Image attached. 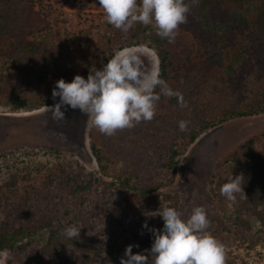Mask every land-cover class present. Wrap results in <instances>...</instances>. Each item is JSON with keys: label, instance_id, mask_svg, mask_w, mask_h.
Instances as JSON below:
<instances>
[{"label": "trees", "instance_id": "1", "mask_svg": "<svg viewBox=\"0 0 264 264\" xmlns=\"http://www.w3.org/2000/svg\"><path fill=\"white\" fill-rule=\"evenodd\" d=\"M215 3L225 16L246 18L242 30H233L237 38L231 42L212 34L209 43L199 38L182 46L177 38L169 43L151 26L136 24L133 44L140 45V36L150 42L161 78L182 93L187 107L176 97L161 95L151 122L117 131L111 142L93 129L96 142L91 149L110 181L84 168L42 165L36 174L19 160L12 161L10 154L0 155V252L9 254L7 264H107L109 259L120 264L126 247L136 244L128 235L140 225L141 205H150L151 195L173 182L185 150L219 124L264 114V64L246 72L245 95L225 88L214 75L218 61H246L253 48L262 46L255 52L264 60V0ZM34 4L35 0H0V108L20 111L54 105L59 100L52 99L56 82H71L77 74L87 79L90 69L108 62L119 40L109 38L105 47L88 40L76 53L48 39L39 41L32 35L51 30L43 9L36 12ZM126 47L130 46L120 49ZM181 120L190 121L187 131L179 130ZM130 133L137 146L125 153L116 141ZM262 138L246 140L223 160L224 175L226 169L229 176L244 175V192L237 193L235 201L217 194L220 212L213 220L251 246L264 242V134ZM151 156L156 160L153 167L144 161ZM219 182L220 191L226 182ZM73 225L81 227L80 236L69 239L62 233Z\"/></svg>", "mask_w": 264, "mask_h": 264}, {"label": "rangeland", "instance_id": "2", "mask_svg": "<svg viewBox=\"0 0 264 264\" xmlns=\"http://www.w3.org/2000/svg\"><path fill=\"white\" fill-rule=\"evenodd\" d=\"M213 2L216 4L215 0H200L199 5L192 9L188 22L180 26L177 37L179 45L186 46L190 41L194 42V39L199 38L209 43L214 39L212 34L230 42L237 38L233 30H242L244 17L225 16ZM40 8L43 9L42 14L49 23L51 33L39 31L32 35L39 41L48 39L54 41L60 48L63 46L65 51L76 53L88 40H92L95 46L105 47L104 44L109 38L116 37L119 40L115 43L114 52L123 44H128L141 55L146 68H155L159 71V59L150 42L140 36V45L133 44L136 25L127 33L115 29L105 21L99 0H35L34 10L38 12ZM34 24L35 21L31 26ZM257 48L263 50L262 46ZM260 50L253 48L252 53L250 52L251 58L246 61L236 62L228 59L224 62L218 61L214 75L220 83L226 84L225 88L228 86L230 91L237 90L244 94L247 85L244 79L246 72L261 69L264 64V60L257 56L259 53L255 52ZM5 67L6 65L3 68ZM13 72L14 70L11 73ZM31 94L34 92L28 95ZM65 116V121L57 122L53 120L51 112L47 111L46 107L36 106L20 111L10 106L1 107L0 155L10 154L12 161L17 159L20 165L34 170L42 165L50 168H84L87 174L110 181L111 179L102 175L93 155L91 145L96 142L92 137L94 128L88 126L87 117L78 109L73 110L70 107ZM132 134L126 136L124 140L116 141L125 153L134 151L137 146L132 141L134 140ZM263 134L264 114L233 119L202 134L180 157L173 182H168L164 188L151 195L150 205L145 203L141 205L140 225L133 228L128 235L129 238L144 250L151 248L154 237L143 228V224L147 220V223L153 224H148L149 228L162 230L164 221L161 217L149 219L142 213L146 210L159 209L162 202L180 209L185 217L191 214L192 208L202 205L207 209L211 222L209 231L213 235L216 234L215 237L223 241L227 247L228 261L235 264H264V242L251 246L249 242L235 239L234 233L222 229L223 225L220 223L213 222L220 212L221 195L217 196L220 194L217 184L221 183L219 181L227 182L230 177L227 174L228 169L224 171L225 175L223 174V160L230 151L246 140L255 138L260 141ZM112 138L106 135L103 137L108 142H111ZM144 161L151 162L153 167L156 160L151 156ZM8 258V253L0 252V264H7Z\"/></svg>", "mask_w": 264, "mask_h": 264}, {"label": "clouds", "instance_id": "3", "mask_svg": "<svg viewBox=\"0 0 264 264\" xmlns=\"http://www.w3.org/2000/svg\"><path fill=\"white\" fill-rule=\"evenodd\" d=\"M199 3L200 0H99L105 21L115 29L127 33L136 24L151 26L169 43L175 42L180 26L188 22ZM161 95L176 97L181 107H187L179 90L170 88L157 69L146 68L134 48L126 47L115 51L101 68L90 69L87 79L79 74L71 82L59 79L52 90V99L59 100L45 107L57 122L66 120L69 107L78 109L87 117L90 128L111 137L117 131L151 122ZM189 124L188 120L179 121V130L187 131ZM244 183L243 174L231 175L220 187V194L235 201L236 194L244 192ZM142 214L149 219L161 217L163 229L149 228L146 220L143 228L154 237L151 248L133 254V247L139 245H128L120 264H227V247L209 231L211 222L204 206H195L185 217L180 209L162 202L159 209ZM80 230L73 225L62 234L75 239ZM107 264L112 261L109 259Z\"/></svg>", "mask_w": 264, "mask_h": 264}]
</instances>
